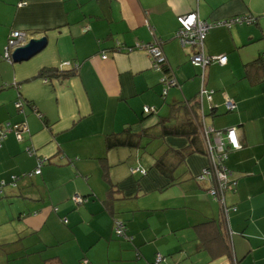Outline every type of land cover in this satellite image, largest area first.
Here are the masks:
<instances>
[{"label": "crops", "instance_id": "crops-1", "mask_svg": "<svg viewBox=\"0 0 264 264\" xmlns=\"http://www.w3.org/2000/svg\"><path fill=\"white\" fill-rule=\"evenodd\" d=\"M193 11L208 22L255 17L208 31L206 53L228 59L205 67L204 80L193 49L176 36L178 17ZM13 30L46 36L48 44L9 62ZM159 40L177 80L165 95L151 55L129 49ZM261 54L264 0H0V124L26 125L0 146V264H264V74L247 65ZM47 68L76 71L45 81L38 74ZM196 99L205 125L237 127L227 214L208 193L211 181L197 178L205 154L181 159L168 186L153 168L168 149L189 146L182 130L137 148H107V136L128 127L141 132L165 119L190 128L183 104ZM41 159H49L42 172L29 176ZM137 165L148 174L131 173ZM13 175H21L16 185ZM78 194L87 197L80 205ZM117 219L130 240L116 237ZM158 254L165 258L156 261Z\"/></svg>", "mask_w": 264, "mask_h": 264}, {"label": "built area", "instance_id": "built-area-1", "mask_svg": "<svg viewBox=\"0 0 264 264\" xmlns=\"http://www.w3.org/2000/svg\"><path fill=\"white\" fill-rule=\"evenodd\" d=\"M179 28L177 30L176 36L179 39L181 45L185 48L193 49L192 55L190 57L191 63L195 66L201 67L203 69L202 78H205L204 69L211 63H218L224 65L227 63V55H210L205 51V38L208 31L216 25H227L228 27L235 24H242L246 22L252 24L255 22V17L250 16H234L226 21H217V22H208L207 20L202 19L197 12H191L187 14H182L178 17ZM34 38L31 34L23 32L21 30L11 31L8 37V43L5 48L4 57L9 62H14L13 53L14 51L26 43L30 39ZM119 46V43H118ZM141 48L145 49L152 57L153 67L161 70L160 64L162 62H167L166 56L162 47V42L156 41L154 43L148 44H137L134 47L129 49ZM102 58H107V54L104 53ZM64 66H70V61H65ZM172 74H163L161 78V83L163 84V95L167 93V90L170 86L177 84L176 78ZM47 81V79H45ZM225 105L228 110L235 108L236 103L231 98H226ZM17 106H21V102H17ZM155 109L153 107H146L144 112L149 114ZM26 125L24 124H11L10 122L0 124V146L2 145L3 140L7 137L8 133L12 130H15L18 133V136L21 137L20 130L25 129ZM202 136L205 141V145L208 150L209 159L211 161V168L204 169L203 173L200 175V178H204L207 175H212L215 180V185L210 188V193L213 197L221 203L223 212L227 214L228 206L225 201V195L227 191L235 190L237 184L236 177L233 173L228 170L226 166H223V162L227 160L229 152L231 150H237L241 147V142L238 136L237 127H228L226 129H216L214 127H209L203 122L202 125ZM32 153V152H31ZM43 159L39 162V167L35 170V173H40V165L42 164ZM131 173L146 174V169L141 165L131 167ZM14 176L13 178H15ZM76 204H82L85 200L81 195H76L74 197ZM115 231L117 234H125V228L122 222L116 221ZM162 255L158 254L157 261L162 260Z\"/></svg>", "mask_w": 264, "mask_h": 264}, {"label": "trees", "instance_id": "trees-1", "mask_svg": "<svg viewBox=\"0 0 264 264\" xmlns=\"http://www.w3.org/2000/svg\"><path fill=\"white\" fill-rule=\"evenodd\" d=\"M7 43H8V41H7ZM4 59H5V57H4ZM247 65L254 66L256 69L260 70V72L257 70L260 74L261 73L264 74V54L259 55L257 58H255L254 60L249 62ZM160 68H161L163 74H169L171 71L167 62L166 63L162 62L160 64ZM75 71L76 70H70L69 72L68 71L61 72V71H58L56 69H48L47 68V69H42L39 72L38 76H42L44 79H47V81H49L50 78H52V77H62V76L72 75L75 73ZM194 102L195 103L191 102L190 100H186L183 104L186 108L187 115H189V118H187V120L184 122V126H186V124H187V125H190V128L184 130V129H182L183 126H178V125L174 126V124L169 123V121H165V119L159 120V122H158L159 126H156L154 128H147V129L142 130L141 132H133L131 130V128L128 127V128H126L120 132H115V133L109 134L106 138L107 148L113 149L115 147H120V146L137 148V147L145 146V145H143V141L145 138L146 139H153V138H164L167 135H178V134H180V132L182 130L183 134L189 139V146L186 147L185 149L181 150V151L168 149L165 153H163L162 155H160L159 157L156 158V162H155L153 168L157 169V171H159V173H161L162 175H164L168 179L169 183L167 184V186L171 185L176 181L174 172H175L177 166L179 165L181 159H184L186 157V155H188V154L198 152V153H203L208 157V164L203 168V170L201 172V174H202L204 169L206 168L209 170L211 168L212 164H211V161L209 159V154H208L207 147L205 145L204 138L202 136L203 119L202 120L198 119V115H196L197 114L196 106L198 105V108H199L200 103L198 102V99H196ZM153 113H155V110L149 114H153ZM195 117H197V118H195ZM230 152H229V154H230ZM228 159H229V156H228L227 160H225L223 162V166H226L228 168V170H230L233 173V171L229 168V166L227 164ZM48 160L49 159H47V160L43 159V162L40 165V169H41L40 173L42 172V166L45 163H47ZM145 169H146V174H141L143 176L148 174V169L147 168H145ZM40 173H35V171H33V172L29 173V176H32L34 174H40ZM200 175H198V177H197L199 180L208 179L209 181H211V185L208 188V193L212 196L213 199H215L209 191L210 188L212 186H214L216 183L214 180V177L212 175H207L204 178H200ZM233 175H234V173H233ZM14 176H16V177L13 178ZM234 177H236V176L234 175ZM20 178H21V175H13L11 183L16 185L17 181ZM236 180H237V178H236ZM5 185H6V183L2 182V184L0 185V193L3 192V186H5ZM235 189H236V186H235ZM81 197L85 201L87 200L86 196L81 195ZM77 205H80V204H77ZM116 221L122 222V224L124 225V228H125V234H123V236L119 235L115 231V224H114V233H115L116 237L124 239V240H126V239L130 240L132 238V236L128 231V227L126 225V222H124L120 219H117ZM116 221H115V223H116ZM63 222L67 223V218L66 219L63 218ZM215 256H217V253H214V251H212V257H215ZM162 258H165V256L162 255ZM156 261H157V257H156Z\"/></svg>", "mask_w": 264, "mask_h": 264}, {"label": "water", "instance_id": "water-1", "mask_svg": "<svg viewBox=\"0 0 264 264\" xmlns=\"http://www.w3.org/2000/svg\"><path fill=\"white\" fill-rule=\"evenodd\" d=\"M48 44V38L46 36L40 38H32L25 45L18 47L13 53V59L15 62H21L28 60L40 51H42ZM20 101V100H19ZM24 102L21 101V110Z\"/></svg>", "mask_w": 264, "mask_h": 264}]
</instances>
